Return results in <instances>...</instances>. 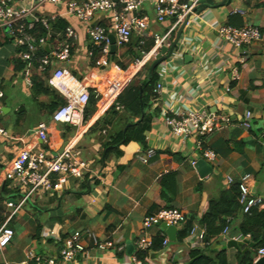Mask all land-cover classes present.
Masks as SVG:
<instances>
[{
    "label": "crops",
    "instance_id": "1",
    "mask_svg": "<svg viewBox=\"0 0 264 264\" xmlns=\"http://www.w3.org/2000/svg\"><path fill=\"white\" fill-rule=\"evenodd\" d=\"M223 1L213 0L212 8L192 18L184 27L172 57L156 68L161 89L146 112L153 115L151 128L145 135L146 147L138 143L121 145L120 155L111 153L112 138L120 132L125 134L128 125L134 124L130 123L131 115L124 110L113 115L109 113L112 108L105 109L97 103L95 113L85 118L84 134L76 127L54 122L48 109L52 96H37L33 91L35 76L53 89L48 84L49 75H39L34 63L30 66L26 63L21 71L11 69L16 51L0 31V85L4 93L0 99V129L6 133L0 136L1 219L5 220L13 211L8 202L19 203L21 199L11 183H5V170L23 148L43 151L52 158L67 145H75L80 158L90 166V173L83 180L70 178L62 193L39 195L22 207L10 222L15 237L9 246L0 249V264H35L30 253L57 257L62 241L75 232L82 234L85 252L68 264H133L131 258L139 251L137 244L141 238L168 240L158 225L145 226L144 219L167 209L168 204L161 197V179L170 173L177 174V192L171 206L183 211L186 217L202 218L209 202L218 198L223 188L232 186L226 182L228 177L238 182L251 175L252 193L264 199V0H231L230 5L220 6ZM154 5L155 0H144L140 11L151 25L146 45H140L136 34L126 47H118L115 42L116 49L110 52L114 60L110 62L108 58L107 65H102L99 50L82 33V25L76 19H60L79 33L72 46L69 71L93 91L109 77L132 69L141 58V50H146L149 44L152 47L150 35L164 33L172 25L171 20L164 24L156 22ZM237 10L243 14L236 13ZM56 12L53 6H45L41 11L43 17ZM96 23L108 25V20L99 15ZM219 25L257 27L261 41L236 49L218 36ZM53 31L61 41L60 35L65 30L54 26ZM44 49L49 53L52 46ZM27 69L31 72H25ZM235 72L238 79H234ZM27 78L32 84L27 83ZM147 78L146 74L140 80ZM189 111L231 118L232 125L203 138L204 148L216 155L214 161L203 158L195 139L175 137L164 122L166 116L178 117ZM248 113L251 124L246 129L241 124ZM142 116L139 121L144 119ZM41 123L48 128L46 145L37 136ZM149 151L154 155L146 164L142 163L140 158ZM200 160L212 168L205 179L200 178L192 165ZM194 226L203 228L198 221ZM219 240L220 246L213 244L211 249H226L230 263L237 264V250L228 249L229 241L221 235ZM107 241L113 246L101 248ZM202 248L205 245L187 238L183 243H172L161 259L164 264H174V260L188 264L190 251ZM162 263L147 258L144 264Z\"/></svg>",
    "mask_w": 264,
    "mask_h": 264
},
{
    "label": "built area",
    "instance_id": "2",
    "mask_svg": "<svg viewBox=\"0 0 264 264\" xmlns=\"http://www.w3.org/2000/svg\"><path fill=\"white\" fill-rule=\"evenodd\" d=\"M204 0H155L156 22L164 24L171 20V27L164 33L150 35L153 45L149 50H141V58L138 59L132 71L127 70L122 74L114 75L102 81L99 88L90 91L88 87L76 78L68 69L71 60L73 43L79 39V33L72 26H67L60 41L56 36L52 23L63 18H74L82 25V33L90 39L96 49L99 50L102 65H106L105 56L111 52L110 35L115 37L118 47H126L131 43L133 35L140 37V45H146L149 38L150 21L147 16L140 15L144 0H0V31L4 38L14 47L16 57L22 62L31 63L37 61L36 72L39 75H49L48 84L55 89L66 103L52 116L56 123L73 126L84 134L85 111L91 95L94 94L98 103L105 109L115 108L123 111L124 107L118 103L120 95L139 72L154 62L164 47L170 48L175 31L182 25H188L190 20L197 16V8ZM45 6H53L57 12L51 17H43L41 11ZM243 14L242 11H235ZM102 15L108 20V25L96 23L97 16ZM37 25H42L46 35L35 32ZM218 36L236 49H242L261 41L260 30L254 26L235 27L231 25H219L216 27ZM54 42V43H53ZM53 43V45H52ZM52 46L49 53L38 58V54L46 47ZM92 56V54H91ZM90 56V57H91ZM25 72L30 73L29 69ZM29 76V75H28ZM234 79H238L235 72ZM27 83L31 79L27 78ZM161 85H157L155 94L160 92ZM4 97L0 85V99ZM164 122L171 129L172 134L182 140L195 139L197 149L207 161L215 160V153L204 148L203 138L213 134L226 126L232 125L228 116H214L206 112L189 111L178 117L166 116ZM251 124V114L248 113L241 124L248 129ZM48 128L45 123L39 124L37 136L42 144H48ZM0 129V136H5ZM264 137V135H263ZM154 155L152 151L140 158L142 163H147ZM195 166L196 162L193 161ZM90 173L89 163L80 158L75 145H67L64 150L50 158L43 151H36L25 147L18 152L11 166L5 170V178L11 183L14 191L21 195L19 203L8 202L13 209L5 219L0 218V249L9 246L15 232L10 227L12 218L39 195L46 193H62L70 178L83 180ZM227 184H238L239 204L244 214L253 210L264 211V199L254 195L251 191L252 176L245 175L238 182L232 177L227 178ZM187 222L186 214L178 209H164L157 214L145 217V226H157L165 223L177 229ZM206 230L193 227L189 239L204 245ZM82 234L75 232L62 241V249L57 257L37 256L30 253V259L35 264H68L76 260L78 254L85 252L82 244ZM94 239L96 237L92 235ZM223 240H235L237 242H251V236L242 234L232 235L229 228H225L221 234ZM169 245L165 239L163 247ZM110 241L102 244L101 248H110ZM139 251H146L152 246V240L141 238L137 244ZM264 257V248L257 252L255 261ZM133 264H143L136 256L131 258Z\"/></svg>",
    "mask_w": 264,
    "mask_h": 264
},
{
    "label": "trees",
    "instance_id": "3",
    "mask_svg": "<svg viewBox=\"0 0 264 264\" xmlns=\"http://www.w3.org/2000/svg\"><path fill=\"white\" fill-rule=\"evenodd\" d=\"M57 22L53 27L56 26L61 30H65L68 26V23L64 20L59 19ZM236 27H242V25ZM35 32L39 35H45V30L42 25H37ZM175 36H173V39ZM147 46L146 50L151 47V44ZM45 54L46 50H41L38 54V58ZM108 58L109 61L112 62L114 60V55L109 54L105 56L107 64ZM33 63L34 67H37V61L34 60ZM10 68L15 71H21L26 68V63L16 58L13 60V63L10 64ZM137 76L129 83L118 99V103L124 107V112L131 115L130 123L134 124L129 127L125 134L120 132L112 138L111 146H113L114 149L111 153L116 155H120L119 149L121 145L138 143L146 147L145 135L151 128V121L153 118L152 114L147 115L146 112L148 113L150 110L151 101L157 97L154 90L156 89L159 77L157 69H155L149 84L142 87L143 93L141 95L140 89L144 80L136 81ZM33 91L37 96H52L53 101L48 108L52 116L66 103L55 90L48 87L46 81L36 76L34 77ZM97 103V99H95L94 94H92L85 111V118L95 113ZM109 113L117 115L119 112L113 107ZM143 114L144 119L139 121ZM176 176V173H170L163 176L161 179V197L162 200L168 204L167 209L173 208L171 204L177 192ZM0 218L2 217L0 216ZM196 221L206 230L204 237L205 248L193 249L190 251V261L196 259L191 264H231L226 249H211L213 244L220 246L221 242L219 238L225 228H229L232 234L237 232V234L251 236V242L254 244V248L244 251L247 246H243L241 251H237L236 253V261L237 264H256L255 259L257 252L260 248H264V211L253 210L249 214L243 213V208L239 204L238 184H234L229 188H223L220 191L219 197L209 202L208 210L202 218L197 219L195 216L187 217V222L177 234V243H183L190 236ZM165 239V237L154 238L152 246L148 250L137 251L135 256L144 264L145 260L150 258L151 254L159 253L164 249L163 243Z\"/></svg>",
    "mask_w": 264,
    "mask_h": 264
},
{
    "label": "water",
    "instance_id": "4",
    "mask_svg": "<svg viewBox=\"0 0 264 264\" xmlns=\"http://www.w3.org/2000/svg\"><path fill=\"white\" fill-rule=\"evenodd\" d=\"M231 4V0H224L222 2V4L220 6H227ZM213 7V0H204V2L197 8V12L201 13L204 10L208 9V8H212ZM186 26V24L182 25L181 28L178 31V34L175 38V40L172 42L170 48H166L164 47L161 51V53L156 57V59L154 60V62L151 64L150 69H149V74H148V78L146 80H144L141 84V89H140V93H143V86L149 84L150 79L152 77V74L154 72V70L161 65L163 62L169 60L172 55L174 54L176 48H177V44L179 42V39L181 37V34L183 32L184 27ZM110 40H111V44H112V48H111V53H114L116 46H115V37L114 36H110ZM49 47L47 46L46 49H48ZM119 75V74H116ZM144 118V116H142V119ZM131 125H128V128ZM195 169L197 170V172L199 173V176L201 179H205L206 177H208L211 173H212V168L211 166L205 161V160H200L196 163L195 165ZM7 182V180L5 179V183ZM166 234L168 241H169V245L166 246L161 252L156 253V254H151L150 258L152 261H159V262H163L162 264L165 263V260L161 259L162 256L165 255V253L167 251H169V247L172 243H176L178 241L177 239V234H178V229L174 226H168L165 223L159 224L158 225ZM247 246V248L244 251H247L250 248H254V244L250 241H245V242H237L235 240H230L227 244V248L228 249H236L237 251H241V248L243 246ZM196 259L191 260L189 262V264L193 263ZM174 264H178L177 260H174ZM256 264H264V257H262L259 261L256 262Z\"/></svg>",
    "mask_w": 264,
    "mask_h": 264
},
{
    "label": "rangeland",
    "instance_id": "5",
    "mask_svg": "<svg viewBox=\"0 0 264 264\" xmlns=\"http://www.w3.org/2000/svg\"><path fill=\"white\" fill-rule=\"evenodd\" d=\"M49 7H52V6H49ZM49 11V10H48ZM152 62L147 65L146 67H144L138 74L137 76V80L136 81H139L140 79H142L143 77L146 76V74L148 75V71L150 69V66H151ZM133 69H131L130 71H132Z\"/></svg>",
    "mask_w": 264,
    "mask_h": 264
}]
</instances>
